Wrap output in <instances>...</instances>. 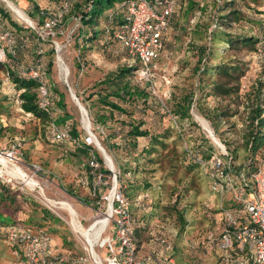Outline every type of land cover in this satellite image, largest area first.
Masks as SVG:
<instances>
[{"label":"rangeland","instance_id":"rangeland-1","mask_svg":"<svg viewBox=\"0 0 264 264\" xmlns=\"http://www.w3.org/2000/svg\"><path fill=\"white\" fill-rule=\"evenodd\" d=\"M7 1L25 15L33 10L27 0ZM39 1L48 3V0ZM195 1H199L195 7L189 8L184 3L179 14L172 17L169 41L163 46L151 76L142 78L136 73L125 80H130L131 85L148 95L146 105H121L127 114L113 112L110 117L108 109L96 104L93 95L98 84L111 74L122 67L138 65L115 41L104 36L107 44L92 40L84 45L83 50L79 37L81 27L68 15L52 34H43L44 60H50L49 51H53L54 59V65L48 68L51 116L63 123L56 121L57 124L74 129L80 145L87 137L91 138L86 144L91 148L89 155L98 154L102 160V165L98 164L95 171L90 167L87 169L88 159L77 149L50 142L48 121L28 116L21 110L17 101L19 93L7 74V70L12 73V64L0 62V151L19 143L17 167L24 175H32L33 184H37L35 189L27 188L20 178L15 181V186L10 187L16 191V196L22 195L17 199L15 208L18 211L12 218L32 226L40 224L52 237L51 255L84 256L86 264H96L97 259L100 264H109V249L102 247V242L112 236L113 223L102 233V241L90 249L85 237L70 227L67 214L54 203L64 201L73 206L80 228L87 230L106 217V206L99 198L116 183L131 201L137 224L140 221L144 224L154 222V225H148L149 229L152 227L151 232L170 242L172 251L168 260L173 259L176 264L204 263L201 242L208 233L215 237L219 234L220 212L230 204V195L214 193L205 173L210 172V168H186L188 161L181 152L189 147L201 151L211 148L214 155L226 157L227 152L234 155L233 163L223 160L222 180L228 183V179H233L240 184L235 178L247 162L246 140L251 110L262 108L264 120V0L259 7L250 6L248 9L238 2L244 20L221 27L216 24L221 0ZM0 4L6 8L8 20L21 28H28L33 23L28 16L29 24L20 21L4 1L0 0ZM209 30L234 36H255L259 43L254 52L214 44L205 59L202 54L209 46ZM19 60L25 65L32 64L28 53L22 54ZM71 95L82 106V112ZM187 97L191 99L190 121H180L173 113L185 105ZM256 97L262 102L256 104ZM98 114L106 116L104 125L99 123ZM189 122L191 130L183 133L181 143L175 147L173 141L178 132L187 129ZM138 124H142V130L155 135L169 128L172 137L165 141L167 149L159 148L150 154L142 151L146 150L143 148L148 138L140 137L136 140V151L129 152V139L125 134L131 126ZM254 158L257 169L259 162L264 161V146L256 151ZM100 168L109 174L100 178ZM114 174L118 176L114 178ZM221 186L225 191V184ZM23 197L27 202L22 200ZM139 199L141 203L137 201ZM42 213L47 220L42 219ZM14 251L0 239V264H20V256L14 255Z\"/></svg>","mask_w":264,"mask_h":264},{"label":"built area","instance_id":"built-area-1","mask_svg":"<svg viewBox=\"0 0 264 264\" xmlns=\"http://www.w3.org/2000/svg\"><path fill=\"white\" fill-rule=\"evenodd\" d=\"M179 1L117 0L112 8L106 11L105 18L109 28L106 29L105 34L111 35L127 56L138 63V76L142 78L151 76V71L163 48L162 37L169 30ZM65 12L66 8L47 18L40 27H36L33 23L28 27L44 40L43 34H52L53 29L63 22ZM15 43L13 33L0 18V62L4 63L7 55L15 56ZM11 70L20 78L32 80L37 84L38 108L41 111L50 112L52 96L43 59V49L37 48L36 59L31 65L16 63L12 65ZM17 101L20 106L21 101L19 99ZM47 132L52 144L78 146V141L71 136V128L57 124L52 117L48 123ZM85 142L89 144L91 138L87 137ZM0 155L8 157L5 164L0 163V183L10 188L15 186L17 179H20L17 167L18 157H20L19 143L15 142L9 149L0 151ZM225 159L229 164L232 162L227 154L226 157L216 154L211 159L210 163L217 173V178H212L210 183L211 190L222 195L225 191L221 185L225 184V190L228 188L231 191L233 202L242 210L244 217L239 218L237 212L233 210L221 211L224 226L219 236V247L226 252L236 249L240 254L248 256L250 264H264V161L259 162L256 171L250 176H246L242 170L238 176L240 184L235 186L233 179H228V183L222 180ZM89 167L95 171L98 163L92 159ZM117 174H114V178L119 175ZM25 177L33 179L32 175H25ZM99 177L101 178L102 175L100 174ZM24 186L35 189L37 184L30 186L25 183ZM99 201L107 209L108 222L104 232L110 228L111 222L114 226L112 236L106 237L102 245L109 249L108 263L141 264L142 262L137 258L135 236L137 220L131 212V201L116 183L99 198ZM137 201L140 202L141 199ZM7 238L15 250L14 255L20 256V264L87 263L84 256L71 258L51 255V240L42 232L36 233L31 229L10 227ZM153 240L165 253L172 250L166 238L158 237Z\"/></svg>","mask_w":264,"mask_h":264},{"label":"trees","instance_id":"trees-1","mask_svg":"<svg viewBox=\"0 0 264 264\" xmlns=\"http://www.w3.org/2000/svg\"><path fill=\"white\" fill-rule=\"evenodd\" d=\"M39 0H27V2L32 5V9L30 12L27 13V16L32 20L33 24L36 27H40L44 21L53 16L54 14L61 12L64 8H66V12L64 13V19L68 16H71L75 19L76 22L79 23L81 36L80 39L82 40L83 44L81 47L83 50L85 49V44L90 43L92 40L100 41V43L103 45L105 42L106 36L111 38V35H106L105 31L109 28V23L105 18V13L107 10L112 8V6L115 4L117 0H48V3H40ZM51 2V3H50ZM222 5L217 10L216 15H218L216 18V24L217 27L226 26L231 23H239L244 20V17L242 13L240 12L238 8V2L242 3L247 9L250 6H260L261 0H221ZM184 3H187V6L189 8L195 7L196 4L199 3V1L195 0H180L177 4V8L174 14H179V10H182V6ZM222 13V14H221ZM225 13V14H223ZM174 16V15H173ZM9 14L1 4H0V18L2 22L6 25V27L13 33L15 37V56L7 55V60L4 62L6 64L11 63L12 65L16 63H20V57L22 54H29V56L32 59V62L36 59V51L38 47L42 48V45L44 44V40L41 39L40 36L37 35L35 31H33L31 28H21L20 26L13 23L11 20H8ZM172 23V20H171ZM171 23L169 30L166 34L162 37V44L163 46L167 43L168 38L171 35ZM219 24V25H218ZM84 27L86 30H84ZM104 34V35H103ZM207 37L209 38V46L206 48L208 50H205L202 54L203 58L208 59L210 50L212 49V46L214 44H225L231 49H235L237 47L244 48L248 52H254L257 49V45L259 43V40L254 36H245V35H239L234 36L225 32H222L220 30H209ZM114 41V40H113ZM43 49V48H42ZM45 50H43V59L45 56ZM50 52V60L48 62H45V68L48 75V68L52 67L54 65V59H53V51ZM134 63H137L134 61ZM6 64L3 65V67L6 69ZM28 64L27 66H29ZM139 69L138 65H130L129 67H122L120 70H118L116 73L111 74V76L101 81L97 86V92L93 94L96 96V104L101 105L104 108H107L109 111V116L112 117L113 112H118L119 114H127V111L122 108L121 105L130 104L131 105H146L148 98L147 94L140 90L137 86L131 85V83L128 81L126 82V79L132 78L134 75H136L137 71ZM7 74L11 80L12 86L15 88L16 91H18V99L21 101L20 108L21 110L26 113L28 116L36 117L41 121H50L51 120V110L50 112L41 111L38 108L37 105V84L29 79L20 78L15 72L12 71L10 74L7 70ZM93 97V96H91ZM190 98H185V105L180 106L174 113L173 116L176 118H179L181 121H190L189 117V108H190ZM254 102L261 103L262 100L258 97H256V100ZM255 104V105H256ZM262 108L255 107L251 110L249 114L250 121L248 122V137L246 140V147H247V162L244 164L242 170L246 176H250L253 172L256 171V168L254 167L255 158L254 155L256 154V151L261 149L264 146V120L261 117V110ZM99 117V123L104 125L106 122V116L103 114H98ZM55 121H57L55 119ZM57 123H61V121H57ZM48 124V123H47ZM63 124V123H61ZM65 124V123H64ZM180 124V123H179ZM142 124L133 125L129 128V130L126 132L125 137L128 140L129 143V152H135L137 149V138H148V143L146 147L142 151H146L149 154L150 153H156L159 148L162 150L167 149L168 144L165 141H168L171 136V131L166 129L159 135L150 134L147 130L141 129ZM191 122H189L187 129H180V132H178L177 138L173 141V145L179 146L182 140L183 133L185 134L189 130H191ZM181 128V127H180ZM71 136L72 138L78 140V134L74 129H71ZM69 147L70 149H74L81 154L84 155L88 159L87 162V169L89 168V162L93 159L98 164L102 165V160L98 156V154L95 155H89V150L91 149L89 146L86 145L85 142H83L81 145L78 143L77 147L65 145ZM214 155V152H212L211 148H206L204 151L199 150H193L192 148H185L181 152V156H183L184 160L186 159L188 161L187 167L188 169L192 170V167H195L199 170H201L204 166H207L210 168V172H205L207 176H209L210 181H212V178H217V173L215 171L214 166L210 163L211 159ZM228 157L231 158L232 162L235 160V156L227 152ZM198 159V160H197ZM183 160V161H184ZM189 163L191 166L189 167ZM99 173L103 176H106L109 174L107 170H104L103 168H100L98 170ZM211 176V177H210ZM121 187V186H120ZM16 191H12L9 187L6 185L0 183V239L4 240L12 249L13 246H11L8 242L7 234L10 227H19L23 229H31L36 230L38 232H47L46 230L42 229L40 224H35L32 226L31 224H26L25 222L15 220L12 218L14 212L18 211L16 210V204L17 199L20 197L21 194H15ZM22 196V195H21ZM20 199V198H19ZM23 201H26V198H22ZM35 211V210H34ZM42 219L45 221L47 220L44 217V213H42ZM239 218H241L239 216ZM48 220H50L48 218ZM32 221H29L31 223ZM46 223V222H44ZM138 225V224H137ZM137 228V226H136ZM136 231V229H135ZM50 239L52 238L50 234L45 233ZM136 236V232H135ZM138 237L136 236V240ZM138 245V244H137Z\"/></svg>","mask_w":264,"mask_h":264},{"label":"crops","instance_id":"crops-1","mask_svg":"<svg viewBox=\"0 0 264 264\" xmlns=\"http://www.w3.org/2000/svg\"><path fill=\"white\" fill-rule=\"evenodd\" d=\"M235 179L237 181L238 178ZM237 185L239 184H236L235 182V186ZM224 193L230 195V199H228V202L230 204L225 208L221 209V211L225 209L233 210L237 212L238 216L243 218L244 214L242 210L238 207L237 204L233 202L231 191L228 188H226ZM148 225L149 226L154 225V222L146 221L144 224L140 221L135 231L136 236L138 237V239L136 240L137 258L142 262L141 264H176L173 259L168 260L169 253H171L172 250L168 253H165L161 248V246L153 242L154 238H158L162 236L154 235L151 232L152 227H150L149 229ZM220 225H221V230L216 237L208 233L204 236L201 242L203 245L202 248L204 249V255L202 257L204 263L201 264H250V260L248 259V256L240 254L239 252L236 251V249L226 252L219 247V236L224 226L222 212H220ZM144 237H148V238L145 241H142Z\"/></svg>","mask_w":264,"mask_h":264},{"label":"bare ground","instance_id":"bare-ground-1","mask_svg":"<svg viewBox=\"0 0 264 264\" xmlns=\"http://www.w3.org/2000/svg\"><path fill=\"white\" fill-rule=\"evenodd\" d=\"M6 3V7L20 20L25 22L26 24L28 23V18L26 17L27 15H25L20 9L16 8L15 6H13L10 2H8L7 0H2ZM71 99L73 101H75V98L71 95ZM76 105L78 106V108L81 110V107L78 105V102L75 101ZM82 112V110H81ZM83 114V113H82ZM205 126V125H204ZM98 149V148H97ZM104 155V154H103ZM106 158V155H104ZM7 156H3L0 155V163L5 164L7 161ZM8 171V170H7ZM18 174L20 176L21 179H23V181L30 186L36 185L33 184V182H35L33 179H29L27 177H25V175L20 171V169H18ZM52 204V203H51ZM53 205V204H52ZM58 205V208L62 211H64L67 216H68V220H69V225L70 227L77 232H81V234L85 237V239L87 240V243L90 247V249H93L94 244L96 242L102 241V233L104 232V229L106 228V224L108 222V216H106L104 219L95 222L92 226H90L89 229L87 230H83L80 228V223H79V218H78V214L75 211L74 207L71 206L69 203L64 202V201H60L58 203H54V206ZM106 241V238L103 239L102 245L104 244V242ZM97 244V243H96ZM88 247V249H89ZM92 251V250H91ZM98 258V257H97ZM96 260V259H95ZM97 262L96 264H100L99 261H94Z\"/></svg>","mask_w":264,"mask_h":264},{"label":"water","instance_id":"water-1","mask_svg":"<svg viewBox=\"0 0 264 264\" xmlns=\"http://www.w3.org/2000/svg\"><path fill=\"white\" fill-rule=\"evenodd\" d=\"M82 108V106H80Z\"/></svg>","mask_w":264,"mask_h":264}]
</instances>
